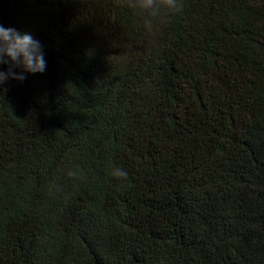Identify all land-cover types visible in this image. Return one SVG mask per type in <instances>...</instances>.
Returning <instances> with one entry per match:
<instances>
[{
  "label": "trees",
  "instance_id": "16d2710c",
  "mask_svg": "<svg viewBox=\"0 0 264 264\" xmlns=\"http://www.w3.org/2000/svg\"><path fill=\"white\" fill-rule=\"evenodd\" d=\"M182 3L0 0V264H264V0Z\"/></svg>",
  "mask_w": 264,
  "mask_h": 264
},
{
  "label": "clouds",
  "instance_id": "9594fccd",
  "mask_svg": "<svg viewBox=\"0 0 264 264\" xmlns=\"http://www.w3.org/2000/svg\"><path fill=\"white\" fill-rule=\"evenodd\" d=\"M126 4L129 8L145 13L150 18L161 20L174 16L183 9L182 0H126ZM144 24L146 28L151 29L152 19H146ZM0 65L7 66L6 71L0 70V87L9 80L23 81L26 79L24 73L42 74L47 69V61L40 41L30 33H21L3 25H0ZM67 174L79 178L82 173L77 168ZM111 175L119 180L128 178V173L120 167L114 168Z\"/></svg>",
  "mask_w": 264,
  "mask_h": 264
}]
</instances>
